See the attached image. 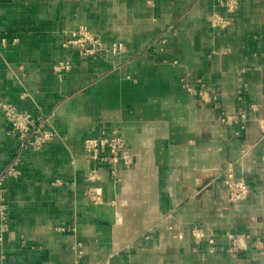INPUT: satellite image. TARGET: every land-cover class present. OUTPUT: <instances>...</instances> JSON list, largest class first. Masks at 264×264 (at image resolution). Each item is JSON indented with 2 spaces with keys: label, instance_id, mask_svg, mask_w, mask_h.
I'll return each mask as SVG.
<instances>
[{
  "label": "crops",
  "instance_id": "crops-1",
  "mask_svg": "<svg viewBox=\"0 0 264 264\" xmlns=\"http://www.w3.org/2000/svg\"><path fill=\"white\" fill-rule=\"evenodd\" d=\"M80 25L124 51L80 56ZM0 101L56 131L6 183L0 264H264V0H0ZM113 131L131 167L86 151ZM16 149L0 110V173Z\"/></svg>",
  "mask_w": 264,
  "mask_h": 264
},
{
  "label": "built area",
  "instance_id": "built-area-1",
  "mask_svg": "<svg viewBox=\"0 0 264 264\" xmlns=\"http://www.w3.org/2000/svg\"><path fill=\"white\" fill-rule=\"evenodd\" d=\"M228 11H234L237 0H218ZM228 21L216 15L213 19L215 25H225ZM65 45L76 48L82 57H103L109 53L120 54L125 49L121 41L106 44L102 38L84 25H80L69 33ZM69 62H59L55 65L57 70L69 68ZM0 110L4 116L8 130L17 141L15 155L9 160L0 173V243L4 233L8 230V205L6 202V183L9 179L20 175L23 163V154L29 151L41 150L45 144L56 137V131L48 124L50 115H33L27 110L18 108L9 101H0ZM243 116V115H241ZM226 120H233L229 117ZM84 147L92 158L111 159L113 163H122L131 167L134 163L133 154L128 150L125 141L116 131L109 136L88 137L84 140ZM114 172V169L112 170ZM233 198L244 197L248 188L243 181L234 179L232 167H227L224 179ZM237 249L232 245L231 250ZM78 254H81L79 249Z\"/></svg>",
  "mask_w": 264,
  "mask_h": 264
}]
</instances>
